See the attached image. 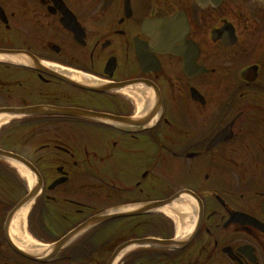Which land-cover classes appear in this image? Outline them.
<instances>
[{
    "label": "flooded vegetation",
    "instance_id": "af4514ba",
    "mask_svg": "<svg viewBox=\"0 0 264 264\" xmlns=\"http://www.w3.org/2000/svg\"><path fill=\"white\" fill-rule=\"evenodd\" d=\"M0 50L13 52L0 59L1 109L105 116L1 128L0 149L42 182L24 233L46 246L116 216L46 261L25 257L9 217L31 185L0 158V264H106L130 240H180L149 234L158 213L142 207L181 191L201 200L195 236L130 250L127 264H264V2L0 0Z\"/></svg>",
    "mask_w": 264,
    "mask_h": 264
},
{
    "label": "bare ground",
    "instance_id": "6f19581e",
    "mask_svg": "<svg viewBox=\"0 0 264 264\" xmlns=\"http://www.w3.org/2000/svg\"><path fill=\"white\" fill-rule=\"evenodd\" d=\"M3 56L0 55V58ZM77 81L80 77L75 78ZM11 117L6 114H0V128L7 123ZM17 170L28 179L29 183L32 184L34 181L30 172L18 163L12 164ZM29 207L26 206L16 215L12 225V238L16 244L20 247H24L30 252L37 251L38 253L43 251L41 243L34 238L24 233V225L29 212ZM158 212L166 214L168 217L174 220L177 225L178 238H183L188 235L194 227L196 218V203L187 195L183 196L180 200L175 201L172 204H168L158 209ZM125 254V253H124ZM120 258L115 262L117 264Z\"/></svg>",
    "mask_w": 264,
    "mask_h": 264
},
{
    "label": "water",
    "instance_id": "95a60500",
    "mask_svg": "<svg viewBox=\"0 0 264 264\" xmlns=\"http://www.w3.org/2000/svg\"><path fill=\"white\" fill-rule=\"evenodd\" d=\"M262 1H264V0H262ZM4 111H9V112L15 113V114H27V115H77V116L90 117V118H94V117L99 116V114H96L94 112L74 110V109H55V108L53 109V108H46V107H31L28 109H19V110H0V113H2ZM0 156L10 158L11 160L16 161V162L20 163L21 165H23L24 167L29 169V165L26 164L22 158L14 155V154L7 153V152L0 150ZM38 190H39V186H36V188H34V190L19 204L17 209L20 208L22 205H25L28 201H30L33 197H35ZM173 200H175V198H172L171 200L164 201V202L150 203V204L146 205L145 208L142 210L150 212V211L158 209L161 206H164V205L172 202ZM110 218H112V216L94 218L78 230H82L83 228L88 227V226L90 227L91 225H94L96 223H101L103 221L109 220ZM259 227L261 228V230L264 231V224H261ZM78 230L68 234L66 237H64L62 240H60L58 243L53 245L51 247L50 252L51 251L52 252L50 254L52 255V254L57 253L65 244H67L70 240H72L74 237H76L78 235V234H76V232ZM132 244H154L157 246L175 248V247L182 246L184 243H181V242L176 241V240H157V239H142V240L129 242V243L123 244L121 247H119L107 264H113L114 260L120 255V253H122L125 249H127ZM17 250L20 251L19 249H17ZM20 252L23 254H26L23 251H20ZM27 256L29 257V255H27ZM31 258H33V257H31Z\"/></svg>",
    "mask_w": 264,
    "mask_h": 264
},
{
    "label": "rangeland",
    "instance_id": "374dc122",
    "mask_svg": "<svg viewBox=\"0 0 264 264\" xmlns=\"http://www.w3.org/2000/svg\"><path fill=\"white\" fill-rule=\"evenodd\" d=\"M4 130H5V127H4L3 131ZM0 132H1V130H0ZM19 176L22 178L24 177L22 174H19ZM157 216H159L160 219H158ZM149 219H150V223H149V227H148V233L149 234L160 236L161 234L168 233L169 230L173 231L174 233L177 234L176 223L174 222L173 219L168 217L166 214L161 213V212H159L158 214H155V215L150 214ZM170 228H172V229H170ZM27 235L32 237L30 235V233ZM131 236H132L131 234H111V240L110 241L111 242L113 241L114 243L119 244L120 242L125 241L126 239L130 238ZM32 238L37 240L39 243H46L47 244L50 241H52L49 238H48V240H41L39 237H34V236ZM109 245H111V244H109ZM131 250H136V249H131ZM137 250H139V249H137ZM148 250H152V248L150 247V249H148ZM136 251H133V252H136ZM129 252L130 251H128L126 254H124L123 257L120 258L118 264L129 263V259H128ZM32 253H35V252H32ZM107 256H109V255H107Z\"/></svg>",
    "mask_w": 264,
    "mask_h": 264
}]
</instances>
